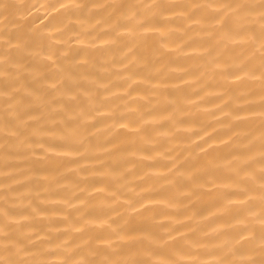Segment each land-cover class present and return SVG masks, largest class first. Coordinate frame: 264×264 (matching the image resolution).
Listing matches in <instances>:
<instances>
[{"label":"bare ground","instance_id":"6f19581e","mask_svg":"<svg viewBox=\"0 0 264 264\" xmlns=\"http://www.w3.org/2000/svg\"><path fill=\"white\" fill-rule=\"evenodd\" d=\"M0 264H264V0H0Z\"/></svg>","mask_w":264,"mask_h":264}]
</instances>
